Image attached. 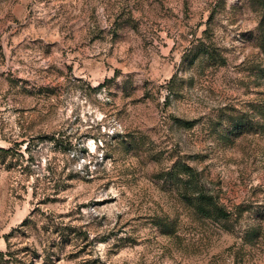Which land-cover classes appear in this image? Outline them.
I'll return each instance as SVG.
<instances>
[{"label": "rangeland", "instance_id": "rangeland-1", "mask_svg": "<svg viewBox=\"0 0 264 264\" xmlns=\"http://www.w3.org/2000/svg\"><path fill=\"white\" fill-rule=\"evenodd\" d=\"M262 30L264 0H0V264H264V133L232 128Z\"/></svg>", "mask_w": 264, "mask_h": 264}, {"label": "trees", "instance_id": "trees-1", "mask_svg": "<svg viewBox=\"0 0 264 264\" xmlns=\"http://www.w3.org/2000/svg\"><path fill=\"white\" fill-rule=\"evenodd\" d=\"M261 47L263 50L262 53L264 54V30L261 31ZM195 50V49H194ZM192 52V50H191ZM197 57V55L195 54ZM261 73V79L264 80V68L260 70ZM258 116L242 114L238 116L237 118L232 119L233 121V133H235V137H238L239 135H243L246 133H252V134H260L264 133V106H258L257 107ZM259 120H257V118ZM180 123L182 126L185 127H191L193 125V122H186L183 120H180ZM2 152H7L4 149H1ZM175 181L182 182L184 180L187 181V179L191 180L189 183L191 186H195L198 188L200 186L199 178L197 175V172L193 170L192 168H186L180 167L178 170V173L175 176ZM192 200L194 201V205L196 206V212L199 215L202 216H212L219 220H228L230 217V213L221 206L217 200L215 199V196L212 194L205 193L202 190L197 189V192L192 197ZM4 253L0 252V256H3Z\"/></svg>", "mask_w": 264, "mask_h": 264}]
</instances>
